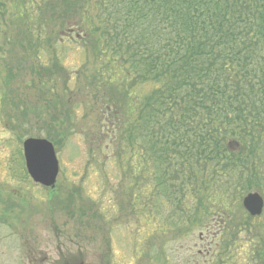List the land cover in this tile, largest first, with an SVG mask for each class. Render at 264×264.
<instances>
[{
    "label": "rangeland",
    "instance_id": "obj_1",
    "mask_svg": "<svg viewBox=\"0 0 264 264\" xmlns=\"http://www.w3.org/2000/svg\"><path fill=\"white\" fill-rule=\"evenodd\" d=\"M47 1H8L0 19V264H264L256 259L264 254V210L251 218L241 204L250 192L264 200V148L247 168L213 176L200 191L185 183L160 193L141 173L138 145L119 143L122 121L115 129L97 93L85 88L93 70L103 71L97 53L75 41V28L57 35L58 15L47 12ZM132 90L135 98L148 88ZM27 138L53 144L54 189L24 172ZM226 146L236 152L240 144ZM253 172L260 188L248 191L242 179ZM180 207L183 216L174 212Z\"/></svg>",
    "mask_w": 264,
    "mask_h": 264
},
{
    "label": "trees",
    "instance_id": "obj_2",
    "mask_svg": "<svg viewBox=\"0 0 264 264\" xmlns=\"http://www.w3.org/2000/svg\"><path fill=\"white\" fill-rule=\"evenodd\" d=\"M8 1L0 0V19ZM49 1L47 12L58 15L57 35L75 28V41L104 65L85 88L97 93L115 129L122 121L119 143L138 145L141 173L150 174L160 193L185 183L200 191L213 176L226 179L253 163L264 148V0ZM118 68L119 84L113 81ZM123 81L130 82L125 87ZM133 86L148 90L135 99ZM50 103L47 98L42 107ZM228 140L239 142V151H230ZM249 176L243 187L259 190V173ZM176 221H169L171 228ZM256 259L264 262V254Z\"/></svg>",
    "mask_w": 264,
    "mask_h": 264
},
{
    "label": "water",
    "instance_id": "obj_3",
    "mask_svg": "<svg viewBox=\"0 0 264 264\" xmlns=\"http://www.w3.org/2000/svg\"><path fill=\"white\" fill-rule=\"evenodd\" d=\"M22 156L27 175L43 187L53 188L58 175V161L52 143L41 138H27L22 143ZM262 198L249 193L242 200V207L252 217L263 209Z\"/></svg>",
    "mask_w": 264,
    "mask_h": 264
}]
</instances>
